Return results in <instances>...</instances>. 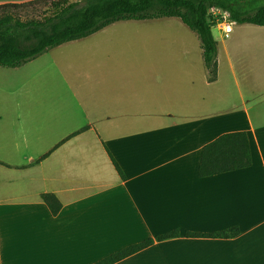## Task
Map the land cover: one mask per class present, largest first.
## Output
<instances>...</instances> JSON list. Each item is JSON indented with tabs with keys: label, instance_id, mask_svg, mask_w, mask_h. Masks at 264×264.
Masks as SVG:
<instances>
[{
	"label": "crops",
	"instance_id": "1",
	"mask_svg": "<svg viewBox=\"0 0 264 264\" xmlns=\"http://www.w3.org/2000/svg\"><path fill=\"white\" fill-rule=\"evenodd\" d=\"M214 20L250 97L240 94L238 111L212 110L218 54L211 83L206 69L98 71L85 76L82 103L64 71L59 101L0 103V264H96L148 240L115 264H264V27L233 22L225 34ZM228 118L235 128L222 130ZM236 132L248 136L251 166L200 178L203 148Z\"/></svg>",
	"mask_w": 264,
	"mask_h": 264
},
{
	"label": "trees",
	"instance_id": "2",
	"mask_svg": "<svg viewBox=\"0 0 264 264\" xmlns=\"http://www.w3.org/2000/svg\"><path fill=\"white\" fill-rule=\"evenodd\" d=\"M217 9L238 25L264 27V0H31L0 5V67L19 68L49 50L87 38L111 24L124 21L179 20L200 42L203 64L209 82L216 80L217 43L212 28L217 24L209 11ZM114 166L122 177L121 171ZM252 158L248 136L244 132L225 134L206 145L198 167L200 178L245 169ZM52 214L60 204L52 195H44ZM236 230L190 237L232 238ZM175 232L157 241L174 238ZM152 245L148 240L129 246L96 264H115Z\"/></svg>",
	"mask_w": 264,
	"mask_h": 264
},
{
	"label": "rangeland",
	"instance_id": "3",
	"mask_svg": "<svg viewBox=\"0 0 264 264\" xmlns=\"http://www.w3.org/2000/svg\"><path fill=\"white\" fill-rule=\"evenodd\" d=\"M211 32L217 43L220 60L218 80L210 87L214 105L212 110L237 107L235 110L238 111L241 108L240 94L249 97L246 94L247 86L241 75L237 74V77L231 74L224 60V49L227 48L228 40L214 28ZM234 36L236 34L232 35ZM242 40L233 41V44L237 46V43L242 42L245 45L247 41L244 38ZM178 55L187 56V60L179 61ZM159 69H197L205 72L200 42L196 35L174 18L118 22L87 38L49 50L19 68L0 67V103L21 101L22 96L23 101L34 99L44 102L48 96L59 101L62 92L59 74L64 71L72 73L71 82L75 83L74 90L83 103L88 85L84 82L87 73L93 75L98 71L137 72ZM134 80L135 78L128 79V85H134ZM92 91L94 92V87ZM90 95L92 99L86 101L94 103L93 94ZM219 98H223L222 104L218 103ZM253 104L251 102L250 106ZM73 105L79 110L77 103L73 102ZM228 119L232 122L224 120L225 128L222 130L235 128L236 121L233 118Z\"/></svg>",
	"mask_w": 264,
	"mask_h": 264
},
{
	"label": "built area",
	"instance_id": "4",
	"mask_svg": "<svg viewBox=\"0 0 264 264\" xmlns=\"http://www.w3.org/2000/svg\"><path fill=\"white\" fill-rule=\"evenodd\" d=\"M209 13L214 17L218 16V23L220 24L223 33L229 34L232 32L233 21L230 19L227 13L221 12L217 9H211Z\"/></svg>",
	"mask_w": 264,
	"mask_h": 264
}]
</instances>
